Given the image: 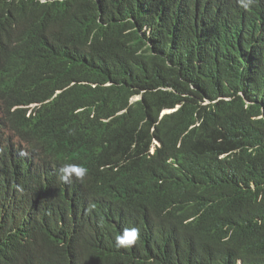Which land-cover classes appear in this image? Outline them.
<instances>
[{
    "label": "trees",
    "instance_id": "trees-1",
    "mask_svg": "<svg viewBox=\"0 0 264 264\" xmlns=\"http://www.w3.org/2000/svg\"><path fill=\"white\" fill-rule=\"evenodd\" d=\"M0 264H264V0H0Z\"/></svg>",
    "mask_w": 264,
    "mask_h": 264
},
{
    "label": "clouds",
    "instance_id": "clouds-1",
    "mask_svg": "<svg viewBox=\"0 0 264 264\" xmlns=\"http://www.w3.org/2000/svg\"><path fill=\"white\" fill-rule=\"evenodd\" d=\"M253 0H240V3L243 7L247 8ZM36 105H32L31 107L34 108ZM20 143L18 139L17 144ZM88 169L79 165V164H72V165H62L60 168V176L59 179L62 183H70L73 178L77 180H83L84 177L87 175ZM140 239V232L139 229L133 228H125L120 234L115 237V242L117 247L120 248H130L136 244V242Z\"/></svg>",
    "mask_w": 264,
    "mask_h": 264
},
{
    "label": "bare ground",
    "instance_id": "bare-ground-1",
    "mask_svg": "<svg viewBox=\"0 0 264 264\" xmlns=\"http://www.w3.org/2000/svg\"><path fill=\"white\" fill-rule=\"evenodd\" d=\"M84 208V207H83ZM74 245V244H73ZM85 247V246H84ZM86 253V252H85ZM87 255V254H86Z\"/></svg>",
    "mask_w": 264,
    "mask_h": 264
}]
</instances>
